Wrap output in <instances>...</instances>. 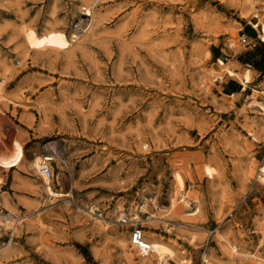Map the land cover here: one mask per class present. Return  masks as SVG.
<instances>
[{"label":"rangeland","instance_id":"obj_1","mask_svg":"<svg viewBox=\"0 0 264 264\" xmlns=\"http://www.w3.org/2000/svg\"><path fill=\"white\" fill-rule=\"evenodd\" d=\"M260 20L264 0H0V155L23 144L0 264H264ZM29 28L71 47L30 49ZM137 219L167 262L131 244Z\"/></svg>","mask_w":264,"mask_h":264},{"label":"bare ground","instance_id":"obj_2","mask_svg":"<svg viewBox=\"0 0 264 264\" xmlns=\"http://www.w3.org/2000/svg\"><path fill=\"white\" fill-rule=\"evenodd\" d=\"M253 17H258V15L255 14V16H253ZM246 18H251V17H250V15H247ZM250 23L255 28L261 30L262 34H261L260 37H261L262 41L264 42V22L262 20H260L259 22H255V23L250 22ZM25 37H26V41H27V43L29 45V48L33 49V50L40 51V50L51 49V50H55V51H65V50H68L71 47V41L68 39V37L65 34V32H62V31H51V32H49L47 34L40 35L33 28H29L28 30H26ZM75 37H77V36H75ZM210 56H211V53H210ZM219 63H220V65H225V62L223 60H221V59L219 60ZM227 69H228V73L231 76H234V78L237 77L241 81L242 85L244 86V90H247L248 86L253 82V76H252V70H251L252 68L251 69H249V68L246 69L243 73H238L237 71H235L233 69H229V68H227ZM258 92H261V93L264 94V92H262V91H258ZM253 105H254V108H257V110L260 111L261 115H264V102H255ZM22 158H23V144L20 141L15 140L14 143H13V153H12V155H9V156L0 155V165L9 169L11 167L18 166L20 164ZM43 160L51 162V161L54 160V157H52V156H44L42 159L37 158V160L33 162V166H36V162L38 164V163H40ZM206 171H207V174H209V175L212 173V170L209 167L206 168ZM261 172H262V176H260V177H262V180H263L264 179V166L261 168ZM176 178H177L178 183L180 184V188H184L185 181H184V178L182 177V175L177 174ZM43 179L45 180V182L47 184L50 183V180L45 179V178H43ZM47 192L50 195L55 196V197L64 196L63 193L54 191L51 186H49L47 188ZM146 204H147V202H146ZM146 204L143 206V208L146 207ZM175 206H178V205H176V202H174L171 207L174 208ZM143 208H142V210H143ZM156 219H160L162 221L165 220L164 222H168L169 221L168 219L158 218V217ZM121 221H123V220H121ZM9 223H10V219L8 218V216H4V217L0 216V226L9 225ZM106 226H108V225H106ZM151 244H152V250L151 251L137 249L139 254L144 259H150L153 256H156V258H158L161 261V263H165V262H167L168 257H172L173 256V252H171V250L166 245H164V244H162V243H160V242H158L156 240L151 241Z\"/></svg>","mask_w":264,"mask_h":264},{"label":"built area","instance_id":"obj_3","mask_svg":"<svg viewBox=\"0 0 264 264\" xmlns=\"http://www.w3.org/2000/svg\"><path fill=\"white\" fill-rule=\"evenodd\" d=\"M241 41L244 44L250 43V39L248 35L246 34H243L241 36ZM48 162L49 161H46V160H43L38 164L36 162L35 168L39 176H41L42 178L51 180L55 178V173H54L52 166ZM131 244L134 247H136V249H141V250H146V251L152 250V244L149 241H147V239L145 238L144 231L141 227V221L138 219L133 222V228L131 232Z\"/></svg>","mask_w":264,"mask_h":264},{"label":"trees","instance_id":"obj_4","mask_svg":"<svg viewBox=\"0 0 264 264\" xmlns=\"http://www.w3.org/2000/svg\"><path fill=\"white\" fill-rule=\"evenodd\" d=\"M248 32H249L250 36L255 37L254 34H256V31H255L254 29L248 27ZM256 69L259 70V71H262V70L260 69V64H258V65L256 66Z\"/></svg>","mask_w":264,"mask_h":264},{"label":"crops","instance_id":"obj_5","mask_svg":"<svg viewBox=\"0 0 264 264\" xmlns=\"http://www.w3.org/2000/svg\"><path fill=\"white\" fill-rule=\"evenodd\" d=\"M254 35L256 36V34H254ZM239 84H240V86H243V85H242V83H241V81H240V83H239ZM243 87H244V86H243ZM233 93H234V92H233Z\"/></svg>","mask_w":264,"mask_h":264}]
</instances>
